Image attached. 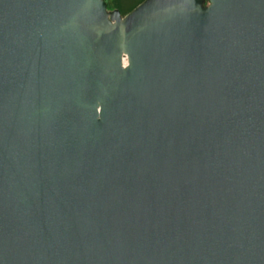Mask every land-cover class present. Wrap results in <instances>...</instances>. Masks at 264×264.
Here are the masks:
<instances>
[{"label": "water", "instance_id": "95a60500", "mask_svg": "<svg viewBox=\"0 0 264 264\" xmlns=\"http://www.w3.org/2000/svg\"><path fill=\"white\" fill-rule=\"evenodd\" d=\"M0 264H264V0H0Z\"/></svg>", "mask_w": 264, "mask_h": 264}, {"label": "trees", "instance_id": "16d2710c", "mask_svg": "<svg viewBox=\"0 0 264 264\" xmlns=\"http://www.w3.org/2000/svg\"><path fill=\"white\" fill-rule=\"evenodd\" d=\"M141 0H136L132 3H129V4H123L121 2V0H106L108 6H115L117 8H119V10L123 13L129 11L131 8H133L137 3H139Z\"/></svg>", "mask_w": 264, "mask_h": 264}, {"label": "rangeland", "instance_id": "374dc122", "mask_svg": "<svg viewBox=\"0 0 264 264\" xmlns=\"http://www.w3.org/2000/svg\"><path fill=\"white\" fill-rule=\"evenodd\" d=\"M110 1V0H109ZM134 1H136V0H121V2L123 3V4H129V3H132V2H134ZM207 1V0H206Z\"/></svg>", "mask_w": 264, "mask_h": 264}, {"label": "flooded vegetation", "instance_id": "af4514ba", "mask_svg": "<svg viewBox=\"0 0 264 264\" xmlns=\"http://www.w3.org/2000/svg\"><path fill=\"white\" fill-rule=\"evenodd\" d=\"M105 1H106V0H105ZM106 4H107V2H106ZM107 8H108V9H113V8H117V7H115V6H110V7H109L108 4H107ZM118 9H119V8H118ZM119 11H120V10H119ZM120 13H121V14H125L126 12L123 13V12L120 11Z\"/></svg>", "mask_w": 264, "mask_h": 264}]
</instances>
